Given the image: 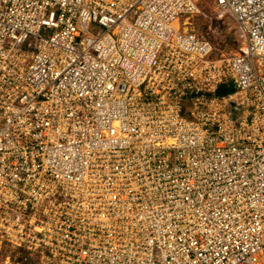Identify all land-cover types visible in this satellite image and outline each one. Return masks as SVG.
Segmentation results:
<instances>
[{
    "label": "built area",
    "instance_id": "1",
    "mask_svg": "<svg viewBox=\"0 0 264 264\" xmlns=\"http://www.w3.org/2000/svg\"><path fill=\"white\" fill-rule=\"evenodd\" d=\"M206 3L235 53L202 0H0L1 264H264V0Z\"/></svg>",
    "mask_w": 264,
    "mask_h": 264
},
{
    "label": "rangeland",
    "instance_id": "2",
    "mask_svg": "<svg viewBox=\"0 0 264 264\" xmlns=\"http://www.w3.org/2000/svg\"><path fill=\"white\" fill-rule=\"evenodd\" d=\"M207 0H202L204 15H198L190 18L192 27L197 31L205 33L209 31L211 33L210 38L216 44L218 50L216 53L220 55H231L235 53L241 45V38L238 36L234 21L227 13H223L220 10L212 9L210 5H207ZM234 90V85L229 83L224 85L222 93L226 94ZM3 251H0V262L2 259ZM1 264V263H0Z\"/></svg>",
    "mask_w": 264,
    "mask_h": 264
},
{
    "label": "trees",
    "instance_id": "3",
    "mask_svg": "<svg viewBox=\"0 0 264 264\" xmlns=\"http://www.w3.org/2000/svg\"><path fill=\"white\" fill-rule=\"evenodd\" d=\"M222 88H223V87H219V88H218V90H217V93H218V94L222 93Z\"/></svg>",
    "mask_w": 264,
    "mask_h": 264
}]
</instances>
